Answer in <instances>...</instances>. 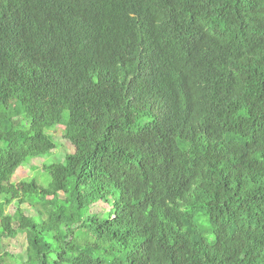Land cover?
I'll list each match as a JSON object with an SVG mask.
<instances>
[{"label":"trees","instance_id":"1","mask_svg":"<svg viewBox=\"0 0 264 264\" xmlns=\"http://www.w3.org/2000/svg\"><path fill=\"white\" fill-rule=\"evenodd\" d=\"M18 238V264H264V0H0Z\"/></svg>","mask_w":264,"mask_h":264},{"label":"rangeland","instance_id":"2","mask_svg":"<svg viewBox=\"0 0 264 264\" xmlns=\"http://www.w3.org/2000/svg\"><path fill=\"white\" fill-rule=\"evenodd\" d=\"M14 121L16 122L17 120L14 119ZM23 125H25V123H23ZM54 135H55V139H56V143H57L56 152L59 156V159L62 160V157L65 154L72 152V147L68 143L67 140L61 138V134H60L59 130H56ZM41 163H43L42 160H35V161L31 162L30 166L39 167ZM29 175H30V170H28L27 168H18L15 171V173L11 179V182L15 185V188L17 189V194L24 195V194L28 193V190L22 184H20V181L26 180ZM38 179H39V181H41V183H47L49 181V178L47 177L46 173H44V172L39 173ZM25 207H26V205L22 206V208H25ZM107 210H108V208L106 206H104V205L99 206L98 205V206L91 208L89 211V214L99 215V214H102L104 212H107ZM13 212H14V206H10L5 213L8 215H11ZM25 212L29 216L33 215L32 211H30L29 209H26ZM2 253H7L9 255V256H6V258L4 259L5 264H18L17 263L18 261L22 262L25 258L24 257L25 251H24L23 239L18 238L16 241L13 240L12 242L8 241V240H1L0 241V255Z\"/></svg>","mask_w":264,"mask_h":264}]
</instances>
